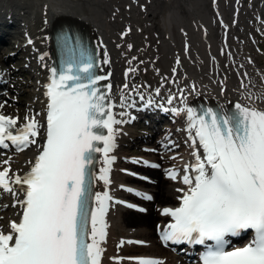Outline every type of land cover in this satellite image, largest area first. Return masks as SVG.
<instances>
[{"label":"bare ground","instance_id":"1","mask_svg":"<svg viewBox=\"0 0 264 264\" xmlns=\"http://www.w3.org/2000/svg\"><path fill=\"white\" fill-rule=\"evenodd\" d=\"M234 3L229 11L235 18L239 0H234ZM208 4L212 11L207 8ZM224 4L225 0H0V24L9 22L15 26L13 22L19 18L26 33L25 41H32L31 45L26 43L16 47V53L11 55L21 56L20 60L26 64L25 71L33 68L32 78L35 81V92L28 97L30 100L22 103L19 99L20 106L25 107L22 116L12 118L17 119V126H23L32 118L40 125L36 142L1 164L0 169L9 170V176L28 174L40 153L47 127V85L51 80L52 61L55 60L52 36L64 25L75 27L90 41L98 59L99 75L110 73L109 79L100 81V85L104 92H107V84L112 85L107 94L114 105L112 112L116 119L124 123L131 115H140L151 105H160L174 120L172 132L166 128L160 130L161 138L154 146L156 153L143 157H130L121 152V147L131 137L123 123L115 126V148L109 154L114 158L110 184L105 186L103 181L95 182L97 192L108 191L117 201L112 204L106 218L108 235L103 244L102 264H135L136 260L145 257L140 253L137 256L130 254L131 249L157 256L163 264H182L170 255L166 260L160 257L165 251L157 246L154 233L166 228L163 209L179 206V197L183 192L178 190L186 191L187 187L162 178L158 171L149 167L146 169L144 165L162 163L158 160L168 153L171 164L185 168L195 162L194 151L203 155V149L198 144L192 145L184 108H196L201 101H205L225 111H230L237 103H251L264 110V99L259 98L264 95V67L257 65L256 54L248 48L250 42L248 44L247 38L237 32L244 28V21L232 23L228 20ZM157 26L161 30L159 34L155 32ZM12 45L14 43L9 44ZM0 49V64H5L12 57L5 59L4 48L0 46ZM105 60L108 62L105 63ZM130 68L136 71L129 72ZM21 70L10 72V78L15 79ZM156 72L162 83L161 89L147 79V74ZM20 88L15 82L12 90L21 91V97L26 91ZM249 94L253 95L251 102ZM169 99H172L171 104ZM6 108L9 109L8 105L1 102L0 109ZM173 109L181 111L177 114ZM127 113L130 115L126 119L124 115ZM179 147L178 152H171ZM168 148L171 150L168 151ZM98 160L97 173L103 166L102 153H99ZM130 164L135 165V170L142 168L140 177L129 175V171L124 170ZM150 180L153 186L148 184ZM12 187L16 190L15 196L0 189V231L5 234L12 231L11 223H19L23 215L19 201L24 200V193L20 191V185L13 184ZM125 195L142 198L150 195L152 199L143 198L144 202H137L132 209L129 203H134L124 201ZM153 202L154 205L147 209V205ZM159 204L167 205L157 206ZM119 222L124 225L120 232L115 231ZM153 225L155 228L152 230ZM121 241L137 243L121 246ZM186 262H192L191 258Z\"/></svg>","mask_w":264,"mask_h":264},{"label":"snow or ice","instance_id":"2","mask_svg":"<svg viewBox=\"0 0 264 264\" xmlns=\"http://www.w3.org/2000/svg\"><path fill=\"white\" fill-rule=\"evenodd\" d=\"M72 40L66 34L61 45L75 52ZM76 46L79 60L66 62L59 72L52 69L42 153L24 176L0 171V189L15 196L12 185H20L25 197L19 201L21 221L12 222L8 234L0 231V264H102L106 218L117 201L94 186L97 180L110 184L114 158L109 154L115 148V126L123 121L112 112L107 94L112 85H106L107 92L98 86L110 73L97 75V60L80 47L79 39ZM248 98L251 102L253 95ZM183 111L192 145L198 144L203 155L194 151L195 162L185 168L182 183L187 190H178L183 192L179 206L163 209L171 222L161 232L162 240L204 245L202 264H264V110L237 103L231 111ZM16 125V118L0 114V148H8L10 141L23 151L36 142L40 125L34 118L23 128ZM97 153L103 157L99 173L94 168ZM169 175L177 177L174 170ZM249 230L252 239L245 246L229 248L228 237ZM135 264L163 261L138 259Z\"/></svg>","mask_w":264,"mask_h":264},{"label":"rangeland","instance_id":"3","mask_svg":"<svg viewBox=\"0 0 264 264\" xmlns=\"http://www.w3.org/2000/svg\"><path fill=\"white\" fill-rule=\"evenodd\" d=\"M227 1L225 2L224 7H225V11L227 12L226 14H228L229 17H230V19H231V16L229 14L230 13V11H229V8L230 7L229 6L230 5L231 6L233 5L232 4L233 3V0H231V1L230 0H227ZM263 1L264 0H244L240 4L241 5L240 10L241 11L239 13V16L240 15L241 16H244V18L246 20V25L249 26V31H248L249 33L248 34L251 35V36L250 37L249 36L246 37L247 38L246 40H248L250 42L249 49H251V51H253V52L256 53L257 57L259 58V59L257 58V60H256L257 61V65H260L262 67H264V54L262 53V51H264V34H257L256 31H255V29L256 28L259 29L261 27V25H262V23L259 21V19L256 18V14L261 11V8H262L261 7V4L263 3ZM262 6H264V4ZM207 8H209L212 11V8L210 7V4L208 5ZM183 12L185 13L184 10H183ZM155 32L157 34H159L161 32L159 26L156 27ZM237 32H238V34L241 35V37H243V35L241 33L242 32V29H240ZM17 37L18 38H21L20 35L17 36ZM12 42H14V41H12ZM9 44H10V41H6L4 44H1V47L4 48L2 50V52H4L5 59L12 57V58H10V59H8L6 61L7 63H11L12 62V64H10V67H12V69H15V70H10V72L11 73H14V72H18L19 70L23 69L24 71H21L18 74H21L22 73L24 77L21 78L18 75L20 79H18V76H15V79H13V78L11 79L12 80L11 88L9 86L10 91H7V90L4 91L5 93H7V96L10 95L11 97L8 96L9 97L8 99L2 100V102H6L4 104H7L8 107H9V109L6 108V109H3V110H4V113H6L8 115H11V116L17 115V116H20L21 117L22 116V113H23V109L25 107H24V105L20 106L19 99H21L22 103H25V101H29L30 100L28 97L35 92V89L33 88V86L35 84V81L32 78L33 68L32 67H29L27 69V71H25V68L24 67L26 66V64H25V61L22 62L20 60V57L21 56L13 57L11 55H8L10 53H12V55H14L16 53L15 52V45L9 46ZM23 56H26V55H23ZM0 61H1V59H0ZM147 76H148L147 79L150 80V81H152V82H155V80L151 79V77L154 78V79L157 77V75H153V74L152 75L151 74H147ZM5 79H6V81L8 80L7 78H5ZM15 82H18V85H20V87H21L20 89L23 90V91H26L27 94L24 93V95L20 97L21 91L12 90V87H14ZM157 87H159L161 89V86H158L157 85ZM11 106H13V107H11ZM131 131H132V133H131L132 134V137L136 139L138 137L143 136V134H145V132H147L148 130L145 127H142V129H140L138 132H133V130H131ZM154 136L155 135H153V137H152V141H154L153 139H155ZM133 138H131L130 141L127 140L125 142L124 147H123V151L124 152H127V153H137L136 152V150H137L136 148H138L141 145V143H138V142L137 143H133V142H136V141H131ZM133 144H135V145H133ZM10 155H12V153L7 154L3 158H1L0 165H1V163L4 160L6 161L7 158ZM149 189L153 190L152 188H149ZM152 205H154V202L151 203V204H148L147 205V209L148 208H151ZM160 205L162 206V205H167V204H159L157 206H160ZM120 225H121V223L119 222L118 223V227H117V229H115V231L120 232L121 227L124 226V225L123 226L122 225L120 226ZM154 228L155 227L153 225L151 229L153 230ZM154 241H156V237L155 236H154ZM129 253L130 254H139V253L141 254L142 252H140V250H138V249H131V251H129ZM169 255L172 256V254H164V255H161V257H164V260H166V259H168V256ZM173 255L174 256H172V258L174 259V261H177V263H180L182 261L181 260L182 259L181 257H178L175 254H173Z\"/></svg>","mask_w":264,"mask_h":264}]
</instances>
